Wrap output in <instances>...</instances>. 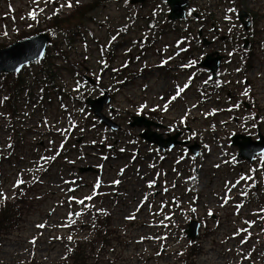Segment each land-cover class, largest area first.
Wrapping results in <instances>:
<instances>
[{"label":"rangeland","instance_id":"1","mask_svg":"<svg viewBox=\"0 0 264 264\" xmlns=\"http://www.w3.org/2000/svg\"><path fill=\"white\" fill-rule=\"evenodd\" d=\"M89 2L91 0H81V5ZM7 3L8 0H0V41L13 43L16 39L14 40L12 36L4 38L1 32L3 22L11 23L6 18L9 11ZM14 3L19 15H29L28 8L31 5V0H14ZM67 8L65 7V14L70 12ZM144 15H148L144 9L132 7L125 0L113 2L99 10L95 15V21L98 25L96 27L91 26V29L95 33L96 39H99L105 47L103 52L99 51V47L94 45V42L89 43L88 50L79 41L71 45L63 37L58 39L60 44L63 43L61 44L63 50L68 52L71 58L69 65L58 62V65H62L65 69L63 73H67L72 77L69 69L79 68L82 73L87 71L92 79H97L99 76L103 77V87L85 88L81 91V94L98 97L105 88L116 92L115 100L111 102V105L113 104L118 113L115 110V114H109L106 111L110 119L122 128L120 132L115 134L116 136L106 134L102 128L95 129V125H89L81 130L69 131V141L72 144L69 148L70 153L53 162L59 153L56 154L55 149L61 142V139H57L56 133L64 127L65 123L63 122L66 121L60 113L58 102L56 104L55 101L54 105L50 107L51 118L53 119L51 123H54L55 130L51 134H46V138L45 135L41 134L43 127H40L39 121L17 124L16 119L15 121L7 119L5 126H1L0 156L14 152V150H11L14 149L12 137L15 133L18 135L15 134L17 138V158L11 157L9 161L5 159V168L7 169L5 177L11 183L14 179L13 171H18V169H15V163L24 159L22 163H19L20 167L24 168L28 167L26 163L30 161L38 162V151L41 148L44 149L45 155L52 159L50 161L52 164L48 170L24 177L26 183L35 184L34 186L38 190L37 196L31 204L33 208L27 214L26 224L21 225L18 231L9 236L4 233L0 235V264H31L32 262H36V264H67L65 258L68 254L71 234L68 233L66 228L72 221L68 222L72 205V202L69 201L72 194L69 193L68 188L69 186H77V198L91 195V188L97 176L106 178L104 183L109 187L110 193L97 200L96 208L109 213L112 229L115 233L111 234L107 244H96L94 248L88 249L87 256L90 258V262L87 264H181V253L179 251H185V249L175 247L174 244L178 239H181L183 246L186 244L182 235L186 218H180V223L183 226L170 228L163 225L165 222H162L161 227L157 228L152 227L154 222L150 220L151 218H148L144 211L151 208L149 216L162 218L166 211H169L167 209L165 213H162L165 208L164 199L171 200L172 197L180 195L183 203L187 199L184 188L189 186L190 177L194 174L196 167H201L198 189L200 198L194 209L197 210L199 217H205L208 212H212L214 214L212 227L216 228L211 236L203 238L204 257L198 259V264H252V260H261L264 257V230L254 228V235L257 237L255 240H249L250 236L247 232L234 230L233 226L236 218L230 216L228 209L223 208L221 204L225 191L226 195L233 196V202L240 201L236 195L241 184L234 181L240 175H248L247 166L236 160L229 166L230 159L234 160L236 158L238 150L229 147L228 138L231 132H241L243 134L249 133L255 139L256 136L254 135L257 132L254 131L253 122L250 124L243 122L226 125L225 127L221 126L224 121L227 123L233 117H235L236 122H239L244 115L236 110L232 111L234 104L239 100L233 98L230 101L227 92L229 90L233 92L234 89L219 86L220 92L213 91L214 87L206 91L212 95L216 94L218 99L221 100V105L212 106L217 100L206 104L207 107L211 105L216 112H221L215 114V116L211 114L205 117L195 110L188 112L189 109L185 113V109L191 107L197 99L194 92L184 95L186 101L175 102L171 109V111L177 109V113L174 115L177 121L180 119L188 120L187 127L191 134L189 140L199 142L206 135L205 141L207 142L204 145L210 147V151H204L202 164L190 158L183 160L179 156L181 150L174 151L172 154L167 155L165 161H161L159 155L155 151L152 152L148 143L145 145L138 140L137 135L140 136L142 131L132 130L129 127V115L135 116L136 112L143 113L149 109H155L157 112L164 114L165 107L163 103L169 96L174 95L178 86L185 83L188 75V73L184 74V71H178L179 64L176 63V60L169 62L166 69L158 68L159 62H168L165 57L169 55H163L160 49L166 44L173 45L176 36L167 33L164 38H154V33L145 29L146 21L141 18ZM158 18L163 19V14ZM26 25H28L27 22L21 23L20 30L29 31L30 29ZM127 26L132 28L128 39L137 41V45H139L140 39L147 35L151 38L148 41L153 40L154 47L159 51H153V56L152 51L148 52L142 48L128 53L130 46L124 42L123 46L117 50L118 59H111L113 54H107L110 50L111 36L115 30H121ZM140 47H142V43ZM137 52H140L139 56L144 57V59L138 60L136 58ZM113 53L115 54V52ZM53 55L57 56V53L53 51ZM104 56H108L107 61L113 63L112 68L130 61V66L125 72L131 73L137 69H140V71L144 69L142 70L143 74L140 77L133 76L130 83L125 87H121L122 78L114 76L112 70L107 69ZM182 60L180 59V61ZM258 64L260 62L255 63L257 73L259 69H256V65L259 66ZM28 74H31V71ZM203 77L205 81L208 74L204 72ZM79 81L82 82L81 79ZM142 106L145 107L142 108ZM142 109L143 111H141ZM125 111H127V114ZM202 112L207 115L206 109ZM190 118H192L191 121ZM172 122L170 115L165 122L159 120L156 123L165 125V128L156 131L165 137L178 133V131H171ZM33 124L34 129L37 128L36 130L41 131V133H34L33 130L29 131L30 128L27 131L25 130ZM182 126L183 124H181ZM192 128L200 132V135L194 137ZM262 131L264 132V125ZM77 142L82 144L79 147L82 153L77 152V149H73V145ZM107 146H112L113 152L103 151ZM103 154L105 157H103ZM92 155L95 156L93 159L91 158ZM99 167L102 169L96 174L95 169ZM88 168H91L94 172H81L83 169ZM123 169H125V172ZM143 172H145V176H148L142 179H140V176L138 178V174ZM125 174L127 176H123ZM37 178H39V182H36ZM75 178L78 179L77 182L65 183V180L71 181ZM114 179H121L122 183L116 186L113 182ZM135 179H138V182L141 183L138 187L137 198L134 199L133 196L127 198V190L136 184ZM230 182L231 184H229ZM150 183H157V185H153L150 189ZM229 189L231 191H228ZM258 195L260 196V192H258ZM146 197H151L154 202L140 209L142 220L128 221L127 217L132 216L135 206L141 199ZM153 209L155 210L154 214ZM190 210L193 211V209ZM242 212L245 214L252 213L253 220H260L256 217L257 212H252L250 203L244 207ZM219 218H222V221L216 227L214 221ZM83 222L88 226L91 217H85ZM35 224H44L45 227L35 229ZM158 231L166 232V234H159ZM33 240L35 243H32ZM81 246L83 252L85 244ZM250 248L251 250H249Z\"/></svg>","mask_w":264,"mask_h":264},{"label":"water","instance_id":"2","mask_svg":"<svg viewBox=\"0 0 264 264\" xmlns=\"http://www.w3.org/2000/svg\"><path fill=\"white\" fill-rule=\"evenodd\" d=\"M136 2H142L141 0H135ZM184 0H168L169 4L173 7L176 8V6L180 5ZM185 5V4H184ZM184 5L182 12L184 10ZM173 17L172 18H178L179 16L175 14V9H173ZM247 15L245 13L241 14V21L244 20V18ZM180 18V17H179ZM246 29L249 27V23H245ZM38 40L39 39H34L25 43L17 44L13 47H11L9 50L0 53V73L2 72H19L24 65H27L30 62H33L37 59H40L43 57L44 49L46 46V41L44 40L41 43V47L38 48ZM248 46V41H246V47ZM31 50H36L39 52V54L35 57H29V58H23L24 55L28 54L27 52ZM211 60V57L208 58V64L211 63L209 62ZM215 62V61H214ZM205 65V66H207ZM217 64L212 67V70L215 71L217 69ZM96 113H100L99 109L98 111L96 110ZM136 124H145V126L149 127V123H144L141 120H137ZM146 138H148L150 141L156 142L160 144L161 146L163 145V142L161 141L160 138H153L149 135H146ZM176 143L175 139L174 140H169L168 141V147L174 146ZM235 145L240 146L241 152H243L242 157H245L246 159L252 160L253 159V152L257 150V146L261 145L260 151L258 153L264 152V142H259V143H251L246 141L243 144H240L238 142V138L235 139ZM191 236L195 238L197 236L196 229L192 231Z\"/></svg>","mask_w":264,"mask_h":264},{"label":"snow or ice","instance_id":"3","mask_svg":"<svg viewBox=\"0 0 264 264\" xmlns=\"http://www.w3.org/2000/svg\"><path fill=\"white\" fill-rule=\"evenodd\" d=\"M66 6L69 7V8H71L72 7V4L69 2ZM232 11H234V10H232ZM32 18L35 19V15L34 14L32 15ZM165 63H166V61H165ZM245 94H247V93H245ZM174 99H175V97H174ZM23 183H24L23 179H20L18 181V183H17V187H19ZM149 187H152V185L150 184ZM0 197H2L5 200L7 199V196L4 193H0ZM84 199L91 200L92 197L91 196H88V197H86ZM84 199H81V200L77 201V203L84 204ZM193 211H195V209H193ZM209 214L211 215V212ZM134 218H135L134 216L127 217V219H134ZM36 227L37 228H44L45 225L44 224H37ZM69 239H71V237H69ZM32 243H35V241L33 240Z\"/></svg>","mask_w":264,"mask_h":264},{"label":"trees","instance_id":"4","mask_svg":"<svg viewBox=\"0 0 264 264\" xmlns=\"http://www.w3.org/2000/svg\"><path fill=\"white\" fill-rule=\"evenodd\" d=\"M72 258H74V261H75L76 264H80V263L84 262V258L83 257H79L78 255L77 256H72Z\"/></svg>","mask_w":264,"mask_h":264},{"label":"bare ground","instance_id":"5","mask_svg":"<svg viewBox=\"0 0 264 264\" xmlns=\"http://www.w3.org/2000/svg\"><path fill=\"white\" fill-rule=\"evenodd\" d=\"M32 53V51H30L28 54H31ZM137 185V184H136ZM136 189V188H135ZM131 193H133L132 191H131Z\"/></svg>","mask_w":264,"mask_h":264}]
</instances>
